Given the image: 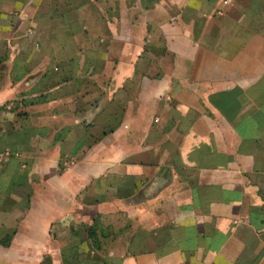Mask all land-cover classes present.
<instances>
[{
  "label": "crops",
  "instance_id": "0c3cea01",
  "mask_svg": "<svg viewBox=\"0 0 264 264\" xmlns=\"http://www.w3.org/2000/svg\"><path fill=\"white\" fill-rule=\"evenodd\" d=\"M62 1L0 0V264H264V0Z\"/></svg>",
  "mask_w": 264,
  "mask_h": 264
},
{
  "label": "rangeland",
  "instance_id": "374dc122",
  "mask_svg": "<svg viewBox=\"0 0 264 264\" xmlns=\"http://www.w3.org/2000/svg\"><path fill=\"white\" fill-rule=\"evenodd\" d=\"M60 1V0H58ZM85 0H80V4L85 3ZM63 3V13L67 16V19L73 18V16L70 14L71 10H74V7L71 8L68 6V3L66 0L62 1ZM76 3V2H75ZM61 4V2L59 3ZM257 11L253 13V16L258 24V28L260 29V32L264 35V16L259 17L256 15ZM57 25V24H56ZM54 25V27L56 26ZM232 32L236 34L244 33L246 34L247 32L236 25L231 26ZM244 30L245 32H242ZM212 42V41H211ZM210 42V43H211ZM32 50H30V66L34 68L35 66L39 64H45V63H53L52 69L55 71V59L48 57L45 54H48L50 52H47L46 47V42H44V39L41 41H36L32 46L30 47ZM4 43H0V51H4ZM34 50V51H33ZM157 53L161 54L160 50L157 51ZM5 56L1 55L0 59L4 58ZM23 59L29 57V55L26 56H20ZM77 59H80L78 56H76ZM81 63V62H80ZM60 71V70H59ZM21 71L19 72V75ZM58 73V72H56ZM18 75V77H19ZM37 77H42V73L38 74H31L26 79L28 81L33 80ZM42 91V89H41ZM21 96V95H20ZM42 96H39L38 98L35 99H30V98H22L20 97L19 100L14 101L13 103H10L8 105H5L0 108V112H10L11 114H14V117L11 118L12 120L5 123H2V127L0 128L2 135H0V164L5 165V162L7 159L11 158H20L26 154L27 156H31L32 158L38 157L39 153L37 150V142H39L42 139V125L39 124L38 121V116L40 114V111H35L37 110L36 108L33 109V105L35 104H40L42 103ZM30 102V104H29ZM40 102V103H39ZM10 105V106H9ZM31 105V107H29ZM34 112H37V114H34ZM2 136V137H1ZM35 142L36 144L32 145V143ZM72 160V159H71ZM70 160V162H71ZM30 161V160H29ZM41 164V163H40ZM68 164V161H67ZM42 165V164H41ZM38 181V180H36ZM39 182V181H38ZM84 253L85 249L83 250ZM102 251L98 253L99 256L101 255ZM103 254V253H102Z\"/></svg>",
  "mask_w": 264,
  "mask_h": 264
},
{
  "label": "trees",
  "instance_id": "16d2710c",
  "mask_svg": "<svg viewBox=\"0 0 264 264\" xmlns=\"http://www.w3.org/2000/svg\"><path fill=\"white\" fill-rule=\"evenodd\" d=\"M99 228L101 229V234L102 236L106 235V232L103 231L102 227L100 226V224L98 222L94 223V225H92L91 227H89V234H90V238L92 239H97V230H99ZM94 237V238H93ZM98 249H100V247H97ZM75 253V250H72V254ZM68 260L70 261V264H81L79 261L74 262L73 258L71 257V251L70 253H68Z\"/></svg>",
  "mask_w": 264,
  "mask_h": 264
}]
</instances>
